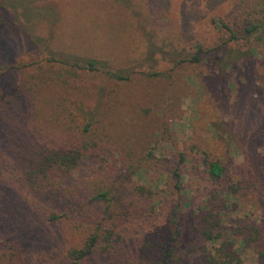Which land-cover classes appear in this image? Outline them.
<instances>
[{
  "label": "rangeland",
  "instance_id": "obj_1",
  "mask_svg": "<svg viewBox=\"0 0 264 264\" xmlns=\"http://www.w3.org/2000/svg\"><path fill=\"white\" fill-rule=\"evenodd\" d=\"M22 1L46 14L27 25L13 2L0 13V106L19 104L55 146L97 142L73 177L119 206L114 260L158 264L172 217L192 209L218 214L242 264H261L232 232L256 225L264 239V0ZM86 60L129 79L67 64ZM12 119H2L0 145ZM205 159L221 163V179L206 177ZM19 185L0 170V264H71L66 250L82 246L85 227L48 225Z\"/></svg>",
  "mask_w": 264,
  "mask_h": 264
},
{
  "label": "trees",
  "instance_id": "obj_2",
  "mask_svg": "<svg viewBox=\"0 0 264 264\" xmlns=\"http://www.w3.org/2000/svg\"><path fill=\"white\" fill-rule=\"evenodd\" d=\"M12 2L14 3L12 9H16V16L23 19L27 25H31L33 21L46 14L45 12L42 14L41 10L22 0L1 1L0 13L7 9L6 6ZM20 5L22 6L18 10ZM17 17L16 19H18ZM49 17L51 18V16ZM3 21L5 22L4 18ZM257 29L259 26H252L247 32L250 33ZM24 30L29 38L33 37L36 40L34 32L30 28L25 27ZM230 38L234 39L231 36ZM198 54L197 52L192 57V61H198ZM67 64H71L72 68L88 71L102 69L109 78L118 81L129 79V75L108 71L95 60H86L82 63L67 62ZM6 102L0 106V126L4 125L2 119L5 115L12 117L17 126L10 124L6 128L3 143L0 145V170L10 173L19 182L20 189L18 190L25 196L19 192L17 197L22 198V202L27 204L28 196H32L30 212L32 209L37 217L45 218L48 225L68 220L77 228L85 227L86 237H84L82 246L66 250L65 257L70 260L71 264H90L92 259H98L102 264H121L114 260L122 239L121 234L116 232L122 215L116 210L119 206L113 205L112 197H108V192L91 191L85 184L79 183L73 177L74 172L81 174L82 154H88L86 162L89 161L88 159L92 157L90 151L97 147V142H80L77 145L75 140L70 139L71 149L45 142L43 136H48V133L34 127L33 120L24 119L19 114V104L16 108H11L10 103L8 104L10 101ZM19 116L21 125H18ZM184 161L185 158L181 156L180 164ZM203 166L206 177L210 181L223 177L225 168L219 161L205 159ZM174 175L177 178L180 176L178 172H174ZM3 189L4 186L0 188V195L4 194ZM236 192V189H231V193ZM7 203L4 210L9 212V217H12V202ZM129 203L134 204V202ZM193 212L190 209L186 214L172 217L173 231L168 234L167 241L161 246L162 257L158 264H183V262L189 261L188 259H192L193 255L198 256L201 264H242L240 256L234 248L235 243L223 238L219 215L211 212L194 215ZM176 215L178 214L175 213L174 216ZM3 216H6L4 212L0 214L1 226ZM14 218L21 222V216L17 215ZM11 224L9 222V225ZM15 224L14 222L12 225ZM262 232L263 230L256 225L250 226L243 223L235 227L232 233L245 246H252L259 259L262 260L264 259ZM195 238L201 239L202 244L193 246ZM209 241H217L219 245L213 251H207L205 243ZM260 263L264 264V261L262 260Z\"/></svg>",
  "mask_w": 264,
  "mask_h": 264
}]
</instances>
